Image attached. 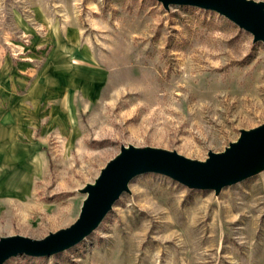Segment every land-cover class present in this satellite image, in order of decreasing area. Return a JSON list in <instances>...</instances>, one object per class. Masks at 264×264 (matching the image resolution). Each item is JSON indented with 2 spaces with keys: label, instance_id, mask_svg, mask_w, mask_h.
Segmentation results:
<instances>
[{
  "label": "rangeland",
  "instance_id": "rangeland-1",
  "mask_svg": "<svg viewBox=\"0 0 264 264\" xmlns=\"http://www.w3.org/2000/svg\"><path fill=\"white\" fill-rule=\"evenodd\" d=\"M262 123L264 43L214 11L0 0V236L69 226L122 145L204 160ZM129 189L80 243L4 264H264V169L219 193L153 172Z\"/></svg>",
  "mask_w": 264,
  "mask_h": 264
},
{
  "label": "water",
  "instance_id": "water-1",
  "mask_svg": "<svg viewBox=\"0 0 264 264\" xmlns=\"http://www.w3.org/2000/svg\"><path fill=\"white\" fill-rule=\"evenodd\" d=\"M168 10L187 5L214 11L248 31L253 42L264 43V1L257 0H157ZM264 169V123L240 129L235 141L221 152L208 151L204 160L176 150L154 146L122 145L100 169L92 182L78 191L84 195L77 218L69 226L42 238L22 234L0 236V264L24 255L46 257L80 243L93 232L124 192L131 180L144 173H161L192 189L213 190L258 174Z\"/></svg>",
  "mask_w": 264,
  "mask_h": 264
}]
</instances>
